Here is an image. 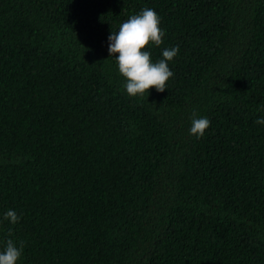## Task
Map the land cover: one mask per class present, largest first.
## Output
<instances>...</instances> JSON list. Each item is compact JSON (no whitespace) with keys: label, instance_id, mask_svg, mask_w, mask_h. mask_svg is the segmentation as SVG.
Masks as SVG:
<instances>
[{"label":"trees","instance_id":"trees-1","mask_svg":"<svg viewBox=\"0 0 264 264\" xmlns=\"http://www.w3.org/2000/svg\"><path fill=\"white\" fill-rule=\"evenodd\" d=\"M143 9L164 32L153 62L179 51L164 92L130 97L108 38ZM261 118L264 0H0V252L264 264Z\"/></svg>","mask_w":264,"mask_h":264},{"label":"clouds","instance_id":"clouds-1","mask_svg":"<svg viewBox=\"0 0 264 264\" xmlns=\"http://www.w3.org/2000/svg\"><path fill=\"white\" fill-rule=\"evenodd\" d=\"M160 19L152 9H143L132 15L119 26L118 32L109 36L108 51L110 57H115L119 74L125 79L124 88L130 97L149 95L150 89L164 92L167 82L174 74L168 66L178 54L179 48H165L162 58L153 62L151 53L145 50L149 45L159 47L163 43L164 32L160 28ZM193 113L190 134L198 139L203 137L210 126L207 118H195ZM264 124V118L256 121ZM4 220L15 225L20 217L14 210L4 214ZM23 251V245L17 247L12 239H8L3 252H0V264H17Z\"/></svg>","mask_w":264,"mask_h":264}]
</instances>
